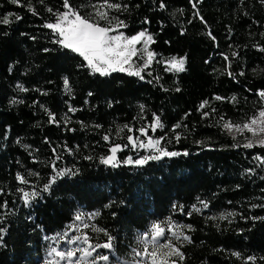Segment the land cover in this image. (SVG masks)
<instances>
[{"label": "trees", "instance_id": "1", "mask_svg": "<svg viewBox=\"0 0 264 264\" xmlns=\"http://www.w3.org/2000/svg\"><path fill=\"white\" fill-rule=\"evenodd\" d=\"M69 2L95 19L93 6L104 0ZM108 2L127 5L105 8L125 22V36L146 30L154 40L158 61L143 78L90 74L81 57L53 43L58 37L43 25L65 11L64 0H0V19L10 21L0 23V264H45L44 237L63 230L78 208L98 213L102 231L91 243L111 236L119 256L135 232L170 219L188 228L181 264H264V148H244L247 131L223 128L264 109V0ZM173 57L184 59V71L166 70L162 61ZM154 117L162 127L152 132ZM145 127L178 155L127 165L125 149L116 167L100 162ZM61 169L67 174L57 176ZM19 188L40 195L25 206Z\"/></svg>", "mask_w": 264, "mask_h": 264}, {"label": "snow or ice", "instance_id": "2", "mask_svg": "<svg viewBox=\"0 0 264 264\" xmlns=\"http://www.w3.org/2000/svg\"><path fill=\"white\" fill-rule=\"evenodd\" d=\"M12 3L18 4L19 0H11ZM160 8L163 9L165 4L163 2L160 3ZM195 7V5H193ZM96 8L95 17L98 19H93L91 16H82L79 14L77 10H75L69 0H64L63 8L65 11L58 12L55 14V22L45 23L43 25L44 28L50 29L51 32L58 37V39H54L52 42L59 44L65 49H69L71 52L77 54L79 57L86 62V66L90 69V74L98 73L100 76H107L113 72H127L130 76L141 77V72L144 69H147L151 66L153 60L155 59V53L149 50V45L154 43V40L150 34L147 33L146 30L137 33L131 37L125 36L120 29L126 28L127 25L123 20H119L117 17H112L109 19L108 11L103 9H110L119 11L122 7L126 10L127 5L121 6L118 3H109L108 0H104V3L99 7L93 6ZM49 12L52 9H48ZM35 14V12H34ZM198 15V13H197ZM17 21L22 19L19 15L15 17ZM99 21H106V26H101ZM0 23L9 24L10 21L7 16L0 19ZM117 33L112 35L110 33ZM142 44V47L137 48V45ZM264 50V49H261ZM235 55V53L233 54ZM134 58L143 60L142 65L136 64ZM227 60L228 57L226 56ZM168 68L166 70H173L176 72L184 71V59H177L173 57L170 61L166 62ZM151 75V73H148ZM231 75V73H230ZM243 75V73H241ZM64 87L67 91H71L69 81L67 78L64 79ZM17 88L21 91H27L22 85H17ZM179 90V89H177ZM258 95L264 99V91H260ZM215 99H222L221 97H215ZM233 99H235L233 97ZM15 103V101H13ZM207 101H204L200 108L203 109L207 104ZM141 110H143V106H141ZM69 111H75L72 108H69ZM214 111V109H213ZM204 117L208 116L207 112H203ZM50 114V120H54ZM99 127V126H97ZM127 127V126H125ZM151 131L155 132L158 128H161L162 125L159 121L158 117H154L153 122L151 124ZM176 128H179L180 125H176ZM223 128L226 129L229 134L233 133L235 130L236 133H240L241 135L247 131L251 133L252 137H260L259 139L253 141L249 139L247 143H244L242 147L244 148H252L255 145H258L261 148H264V110H261L258 113V116H254L250 119L249 122H245L241 124H232L230 122H226L223 124ZM128 131L131 132L132 129L128 128ZM141 136L147 137V127L139 129ZM234 140L236 136L232 137ZM105 141L109 138L107 136L104 137ZM176 139H179V136H176ZM128 143L135 148L136 142L134 138L129 135L127 137ZM160 139H152L151 137L147 138V144L144 142H140V147H149L154 151H158L159 155H151L145 156L141 159H136L133 161L130 157L123 161L125 164H135V165H143L148 160H159L165 156H176L178 153L168 152L160 148ZM125 146L122 145H114L109 151L111 155L107 157H102L100 162L102 164L111 165L113 167L117 166L116 154L123 150ZM187 155V153H184ZM58 158V157H57ZM259 159V157H257ZM53 170L56 171L55 161H53ZM68 170L61 169L57 171V176H64L67 174ZM16 180L20 184H27L28 181L21 176L19 173L16 176ZM55 180H51L48 184H45L41 191H48L51 183H54ZM20 192L21 199L25 206H28L31 200H34L36 197L40 195V192L37 191H25L24 188L17 189ZM201 203H204L201 201ZM6 206V202L5 205ZM176 207L175 205L173 206ZM195 208V206H193ZM207 207V204H205ZM199 211V209H196ZM228 216L234 215V213L229 212ZM93 216H89L88 219H92ZM77 221L81 220V216L77 215L75 217ZM209 219H215L214 217H209ZM219 219H226V216L222 215ZM255 219V218H254ZM264 219V217L260 218ZM83 228H88V224H83ZM174 225L172 223H168L167 232L171 233L172 236H175L179 239L178 232L173 231ZM190 227V226H189ZM74 230L79 235L72 236L68 238V232H65L61 239L67 238L68 245H76V247H70L67 250L58 251L56 247H52L49 255H55L61 261H67L68 264H99L100 261L107 262L109 260L108 255H102L98 253V249H111L112 247V237L109 236L107 242L105 243H97L92 244L90 242V238L87 233H82L80 227H75ZM91 230L93 232L102 231L95 226H92ZM6 229L0 228V240L3 239L2 233L5 232ZM165 228L162 227L161 223H154L149 232L143 234V238L139 241L140 244L143 245V252L135 251V255L137 257H146V264H177V260L170 259L172 257H177L179 261H183L184 255L177 247H174L169 238L165 236ZM106 234V233H105ZM107 235V234H106ZM185 240H188V237H184ZM161 240H164V243H161ZM149 243L152 245L151 250H149ZM81 245H84L81 247ZM77 253L79 255L77 256ZM96 253V255H93ZM249 260L254 259L253 257H249Z\"/></svg>", "mask_w": 264, "mask_h": 264}, {"label": "rangeland", "instance_id": "3", "mask_svg": "<svg viewBox=\"0 0 264 264\" xmlns=\"http://www.w3.org/2000/svg\"><path fill=\"white\" fill-rule=\"evenodd\" d=\"M103 10L108 11V13H110L109 10H106V9H103ZM95 19H98V18L95 17ZM110 34L115 35L117 33L113 32V33H110ZM140 47H142V44L137 45V48H140ZM149 50H150V45H149ZM170 60L171 59L163 60L162 63L168 68V65H167L166 62L170 61ZM134 61H135L136 64H141L142 65V63H143V60H139V59H136V58H134ZM154 61H158V59H156V56H155V59L153 60V62ZM145 70L146 69H144V71ZM144 71L141 72V75H142V73H144ZM170 71H173V70H170ZM123 73L127 74V72H123ZM96 74H98V73H96ZM133 138H134L137 146L135 148H133V146L131 144H129L128 147L123 148V150L128 149L129 151H131L132 154L129 157L133 161H135L136 159H141V158H143L145 156L159 155L158 151H154V150H152L149 147L141 148L139 146L140 142H144L145 145L147 144L148 136L147 137L146 136H141L140 132H139V134L138 135H134ZM246 138H247V142H248L249 139H252L253 141H255V140L259 139L260 137H252L251 133H248V136H246ZM160 148H161V146H160ZM118 154H119V152L116 154L117 163H118ZM110 155H111V153H110ZM127 165H135V164L133 163V164H127ZM196 209H199V211H201L200 205L195 206V208L193 207L194 211H196ZM77 215L81 216V220L77 221L75 219V217ZM89 216H93V218L92 219H88ZM97 217H98V213L97 212H87L83 208H78L75 211V213H74L73 221L70 224L66 225L63 230H61L59 232H56L52 236L44 237V241L46 242V249H45V254H44V257H43L44 263L45 264H68L67 261L59 260V258L56 257L54 254L50 256L49 252L51 251V248L52 247H56L58 251H61V250H67L70 247H76V245H68L67 244V238H65V239H61L60 238L61 236H63V234L65 232H68V238H70L72 236H75V235L81 234V233H78V232H76L74 230L75 227H80L81 228V232L82 233H87L89 238L90 237H92V238L93 237H98V235L101 233V231L100 232H93L91 230L92 226H95L97 228V226L95 224V219ZM169 222L174 225L173 231L174 232H178L179 239H177L175 236H172L171 233L167 232V227H168V223ZM85 223L89 225L88 228H83L82 227V225L85 224ZM154 223H157V222L150 223L148 225L147 229L144 232H135L134 233V235L132 237L133 245L128 250V252L125 255H123V256H119L114 251V249L112 247H111V249H98L97 251H98L99 254L108 255L109 256V260L107 262L100 261L99 264H146L147 258L143 257V256L142 257H137L135 255V251L143 252V245L140 244L139 241L143 238V234L144 233L149 232L151 226ZM159 223H161L162 227L165 228V230H166L165 231V236L169 238L171 244L174 247H177L179 249L180 245H182V244H184L185 242L188 241V240L184 239L185 236L188 237L187 236L188 228L186 226H184L182 224H179L177 222H174V221H172L170 219H167L165 221H161ZM93 239H97V238H93ZM149 239H150V232H149ZM164 242H165L164 240H161V243H164ZM83 246L84 245H81V247H83ZM148 247H149V250H151L152 245L149 243ZM78 255H79V253H77V256ZM93 255H96V253H94ZM170 259H175V260H177V264H181V261H179V259L177 257H172Z\"/></svg>", "mask_w": 264, "mask_h": 264}, {"label": "built area", "instance_id": "4", "mask_svg": "<svg viewBox=\"0 0 264 264\" xmlns=\"http://www.w3.org/2000/svg\"><path fill=\"white\" fill-rule=\"evenodd\" d=\"M263 110H264V109H263ZM257 116H258V115H257ZM249 121H250V120H249ZM249 121H248V122H249Z\"/></svg>", "mask_w": 264, "mask_h": 264}]
</instances>
